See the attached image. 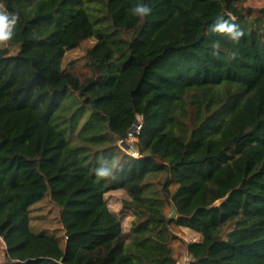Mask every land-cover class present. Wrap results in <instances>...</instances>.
<instances>
[{
	"label": "trees",
	"instance_id": "1",
	"mask_svg": "<svg viewBox=\"0 0 264 264\" xmlns=\"http://www.w3.org/2000/svg\"><path fill=\"white\" fill-rule=\"evenodd\" d=\"M245 2L0 0L19 15L0 49V264H178V228L200 236L187 264H264V8ZM221 17L238 43L210 30ZM46 197L63 229L33 230Z\"/></svg>",
	"mask_w": 264,
	"mask_h": 264
},
{
	"label": "rangeland",
	"instance_id": "2",
	"mask_svg": "<svg viewBox=\"0 0 264 264\" xmlns=\"http://www.w3.org/2000/svg\"><path fill=\"white\" fill-rule=\"evenodd\" d=\"M244 8L249 16L256 15L261 8H264V0H246ZM93 42L94 41L90 39L78 47L68 50L63 57V66L72 60L80 59L84 55L86 49L90 47ZM12 53H14V51H12ZM128 142L133 143L135 140L129 138ZM104 198L109 210L120 220L123 233L127 234L129 232L132 216L122 207V201L127 199L126 192L124 190L111 191L106 193ZM58 215L59 209L50 202L49 198H44L32 207L31 225L33 230L38 231L46 229L50 231H58V229H63L58 222ZM174 232L179 238V241H177L173 247L174 256L178 264H187L189 259L186 253V244L199 241L200 236L187 228L174 229ZM3 251L4 245L0 240V252ZM0 257H2V254H0Z\"/></svg>",
	"mask_w": 264,
	"mask_h": 264
},
{
	"label": "clouds",
	"instance_id": "3",
	"mask_svg": "<svg viewBox=\"0 0 264 264\" xmlns=\"http://www.w3.org/2000/svg\"><path fill=\"white\" fill-rule=\"evenodd\" d=\"M151 12L152 8L143 3L137 4L132 9L133 15L141 19L149 16ZM18 21V14L10 13L3 4H0V49L6 48L8 46L7 42L13 36V29L15 28ZM210 30L214 33L225 35L231 41L237 43L244 36L243 30H241L238 25L229 23L228 21L223 20L222 17L217 19L216 23L211 26ZM215 47H219V44L214 45V48ZM95 175L99 179H107L111 176V170L104 168L95 169Z\"/></svg>",
	"mask_w": 264,
	"mask_h": 264
},
{
	"label": "water",
	"instance_id": "4",
	"mask_svg": "<svg viewBox=\"0 0 264 264\" xmlns=\"http://www.w3.org/2000/svg\"><path fill=\"white\" fill-rule=\"evenodd\" d=\"M139 122L135 121L134 126L132 127L131 130H133L136 126H138ZM120 147L125 150L127 153H132L133 151H135V148L130 146L128 143L126 142H122L120 141ZM0 254H2V257H0V263L5 261V251L0 252Z\"/></svg>",
	"mask_w": 264,
	"mask_h": 264
},
{
	"label": "built area",
	"instance_id": "5",
	"mask_svg": "<svg viewBox=\"0 0 264 264\" xmlns=\"http://www.w3.org/2000/svg\"><path fill=\"white\" fill-rule=\"evenodd\" d=\"M139 130H140V125L138 124V126H136L133 130H130V132L128 134L129 138L134 139L135 133L139 132ZM132 153H130V154H132V156H134V157L137 156V153L135 151H133Z\"/></svg>",
	"mask_w": 264,
	"mask_h": 264
}]
</instances>
